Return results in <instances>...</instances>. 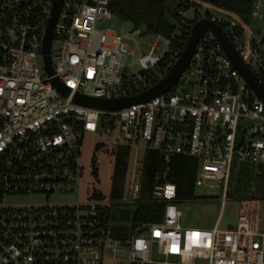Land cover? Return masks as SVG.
<instances>
[{
	"label": "built area",
	"instance_id": "1",
	"mask_svg": "<svg viewBox=\"0 0 264 264\" xmlns=\"http://www.w3.org/2000/svg\"><path fill=\"white\" fill-rule=\"evenodd\" d=\"M111 6L112 0L63 1L50 74L43 48L55 0H0V264H104L107 252L129 264H264L260 199L240 200L233 228H220V216L212 230L184 229L177 185L170 181L174 159L192 157L198 162L196 187L219 181L225 204L236 160L264 165V100L208 30L167 92L118 111L76 103L77 95H140L168 76L186 48L177 44L179 31L155 34L133 73L126 60L140 50L137 38L149 34L144 28L127 34L99 29L113 18ZM178 20L190 22L191 34L201 21L220 26L263 84L264 0H253L249 21L205 3L181 9ZM87 134L116 135L131 152L161 155L166 167L151 194L167 204L163 222L129 235L113 231L114 208L140 203V156L129 167L124 197L93 191L79 202L65 200L81 187ZM155 249L164 260L153 259Z\"/></svg>",
	"mask_w": 264,
	"mask_h": 264
},
{
	"label": "trees",
	"instance_id": "2",
	"mask_svg": "<svg viewBox=\"0 0 264 264\" xmlns=\"http://www.w3.org/2000/svg\"><path fill=\"white\" fill-rule=\"evenodd\" d=\"M199 3H205L217 9L236 14L249 21L253 0H112V11L124 21L132 23L136 28H144L149 35L161 34L172 36L179 31L177 44L185 46L191 35L190 22L178 20L181 9H189ZM171 18L174 22H171ZM264 84V71L262 73ZM99 148H97L98 150ZM131 151L122 147L114 172V189L111 197L120 199L125 195L127 174L129 172ZM166 165L157 152L146 151L143 158L140 203L131 219L123 216V220L132 221L131 233L141 225L161 223L164 221V202L154 201L151 190L156 175ZM170 181L177 185L179 203L182 204L195 198L198 162L187 156H178L171 165ZM97 176V168L94 173ZM240 191L237 197L242 199L256 198L258 192L264 196V165L243 163L239 169ZM97 195H104L96 191Z\"/></svg>",
	"mask_w": 264,
	"mask_h": 264
},
{
	"label": "rangeland",
	"instance_id": "3",
	"mask_svg": "<svg viewBox=\"0 0 264 264\" xmlns=\"http://www.w3.org/2000/svg\"><path fill=\"white\" fill-rule=\"evenodd\" d=\"M171 22H174L171 18ZM135 26L124 21L118 16L114 15L113 18L100 23L99 29L110 30L115 33L127 34L135 30ZM144 32V29H140ZM144 34V33H143ZM155 40L153 35L137 38L140 50L133 57L126 60V65L133 73H137L141 69L138 59L142 53L149 54L150 50L147 49L148 43ZM130 51L136 49V43L129 41ZM38 67L44 69V63L41 59L38 60ZM116 135H95L87 134L83 138L81 146L80 163L83 166L84 175L79 192L69 198H65L68 202H79L86 198L87 195L93 191L102 192L110 196L114 189V172L116 160L122 150L119 142L115 138ZM97 148H99L97 150ZM140 156L144 158L143 151L134 150L130 155L129 167L131 170L134 168V162ZM243 163H235V170L229 184V193L227 201L223 204L224 190L223 185L219 181H208L203 185L197 186L195 190V198L186 201L179 205V210L182 212L181 225L184 229H197V230H212L216 222L221 216L220 228L228 229L235 226L238 221L239 210L241 201L237 197V192L240 191L239 182V169ZM94 167L97 168V176L94 173ZM258 199H260V218L262 225H264V196L262 193L255 190ZM139 204H124L119 205L112 211L114 217L113 231L115 233L131 234L132 221L123 220L125 215L131 219L134 212L137 210ZM107 258L104 264H129L125 259L114 258L110 252L106 254ZM155 261L164 260L163 256L155 254L153 256ZM171 260L178 261L176 257H171Z\"/></svg>",
	"mask_w": 264,
	"mask_h": 264
},
{
	"label": "water",
	"instance_id": "4",
	"mask_svg": "<svg viewBox=\"0 0 264 264\" xmlns=\"http://www.w3.org/2000/svg\"><path fill=\"white\" fill-rule=\"evenodd\" d=\"M63 1L64 0H55L53 18L49 25V29L44 41L43 53L45 55L47 69L50 72V74H52L53 72L52 64H51V55H50L51 44L53 41V32ZM208 30L214 32L218 36L224 48L226 49L228 55L233 60L236 67L240 70L246 81L264 100V85L260 84L257 78L251 73V71L248 70L242 64L240 56L236 52L233 43L229 39L227 34L223 31V29L220 26L208 21H201L194 27L191 37L183 52V55L179 60V62L177 63V65L171 70L168 76L156 86L152 87L151 89L140 95L127 97L120 100H102L98 98H91V97L77 95L74 101L76 103L92 108L118 111L121 110L122 108L131 106L133 104L145 103L154 99L155 97L170 90L177 83L182 73L188 68L199 39L201 38L202 34ZM55 84L60 88V90L64 92L65 95H69L70 90L68 88H64L57 80H55Z\"/></svg>",
	"mask_w": 264,
	"mask_h": 264
},
{
	"label": "crops",
	"instance_id": "5",
	"mask_svg": "<svg viewBox=\"0 0 264 264\" xmlns=\"http://www.w3.org/2000/svg\"><path fill=\"white\" fill-rule=\"evenodd\" d=\"M236 226V225H235ZM235 226H231L232 228L235 227ZM261 229L262 231L264 232V225H262V221H261Z\"/></svg>",
	"mask_w": 264,
	"mask_h": 264
}]
</instances>
